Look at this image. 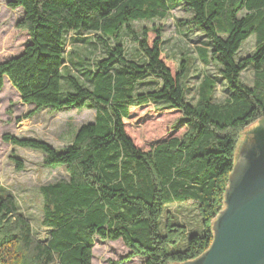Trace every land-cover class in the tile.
<instances>
[{
  "label": "trees",
  "instance_id": "16d2710c",
  "mask_svg": "<svg viewBox=\"0 0 264 264\" xmlns=\"http://www.w3.org/2000/svg\"><path fill=\"white\" fill-rule=\"evenodd\" d=\"M7 5L21 7L17 26L28 42L0 61V91L6 76L22 102L33 105L26 117L89 105L95 118L79 125L61 149L39 138L2 134L6 142L43 152V164L64 166L68 178L39 187L42 238L15 196L0 192V264H91L96 238L122 241L128 253L119 263L139 256L142 264H170L199 255L210 245L212 221L224 206L242 132L264 116V0ZM176 8L189 12L178 20L185 27L181 33L204 36L197 50L203 63L217 64L226 82L222 102L214 100L216 79L209 75L202 76L191 102L183 61L164 53L159 21ZM134 22L143 23L138 32ZM70 31L91 32L103 53L65 52ZM123 32L138 45L137 57L127 55ZM252 33L254 50L235 58ZM250 65L249 86L240 74ZM174 203L194 205L200 232L172 220L168 206Z\"/></svg>",
  "mask_w": 264,
  "mask_h": 264
},
{
  "label": "rangeland",
  "instance_id": "374dc122",
  "mask_svg": "<svg viewBox=\"0 0 264 264\" xmlns=\"http://www.w3.org/2000/svg\"><path fill=\"white\" fill-rule=\"evenodd\" d=\"M7 2L8 0H0V61L20 53L28 42L27 32L17 26L23 14L21 7L10 8ZM188 17V11L176 8L170 12L169 16L159 21L163 26L164 53L177 62L183 61L188 77L187 85L190 87L187 97L191 102L196 100L198 84L205 75L216 79L214 100L222 102L227 95L226 82L221 77L217 64L213 61L203 63L197 50L204 36L198 31L191 33L187 31L186 35L181 33L185 31V27L179 25L178 20ZM142 24L134 22L137 32ZM121 40L127 55L137 57L138 45L134 40L126 32H123ZM110 43H112L111 40ZM254 47L255 34L252 33L242 41L235 58L250 54ZM101 49L94 42L93 35L89 31H70L65 34V52L72 51L77 55L83 53L91 57L100 56L103 53ZM253 72L254 68L250 65L240 74L242 81L249 86L253 84ZM32 109L33 105L22 102L19 93L5 76L0 91V192H10L15 196L19 210L30 219L34 234L42 238L45 230L40 225L42 196L39 187L49 182L67 179L68 173L64 166L53 168L45 166L43 152L6 142L1 136L4 133H10L18 137L39 138L61 149L63 144L72 138L79 125L94 120L95 109L89 105L80 109L70 108L55 112L42 109L26 117ZM168 208L173 212L172 220L185 224L188 229L195 230L194 232H200V217L193 204L174 203ZM160 230H163L161 219ZM184 244L185 239H181L178 247L181 248ZM127 253L128 249L120 239L96 238L91 264H142L139 256L119 263Z\"/></svg>",
  "mask_w": 264,
  "mask_h": 264
},
{
  "label": "water",
  "instance_id": "95a60500",
  "mask_svg": "<svg viewBox=\"0 0 264 264\" xmlns=\"http://www.w3.org/2000/svg\"><path fill=\"white\" fill-rule=\"evenodd\" d=\"M223 203L210 245L173 264H264V116L242 132Z\"/></svg>",
  "mask_w": 264,
  "mask_h": 264
},
{
  "label": "crops",
  "instance_id": "0c3cea01",
  "mask_svg": "<svg viewBox=\"0 0 264 264\" xmlns=\"http://www.w3.org/2000/svg\"><path fill=\"white\" fill-rule=\"evenodd\" d=\"M92 263V262H91Z\"/></svg>",
  "mask_w": 264,
  "mask_h": 264
}]
</instances>
